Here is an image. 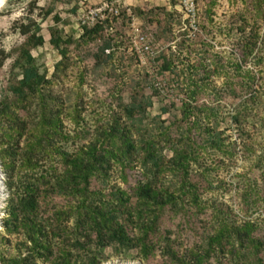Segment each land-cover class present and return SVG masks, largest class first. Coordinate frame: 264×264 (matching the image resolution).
Segmentation results:
<instances>
[{
	"label": "trees",
	"instance_id": "1",
	"mask_svg": "<svg viewBox=\"0 0 264 264\" xmlns=\"http://www.w3.org/2000/svg\"><path fill=\"white\" fill-rule=\"evenodd\" d=\"M58 1L45 9V17ZM252 4L263 17L264 0ZM241 18L229 55L215 50L208 25L195 38L182 33L177 52L164 55L160 67L178 78L180 116L166 121L157 115L150 122L154 101L143 81L128 86L119 73L105 72L116 59L114 36L104 34L108 20L83 25L78 38L51 28L50 43L61 55L52 79L32 52L46 42L41 24L33 19L20 24L22 41L0 57V71L12 60L11 78L0 82V159L10 191L0 237L17 250L1 252L2 264H101L110 246L117 252L137 250L145 264H264V153L244 173L253 178L234 196L235 207L205 197L218 188L213 171L239 151L257 152L246 123L264 93L259 83L264 67L260 73L250 68L264 65V35L257 19ZM53 19L62 21L58 13ZM93 45L88 54L93 69L116 79L110 94L117 109L94 133L86 127L66 130L65 118L75 127L84 120L82 93L66 105L53 86L73 61L87 57L81 52L73 57L71 48ZM88 70L80 73L81 82ZM214 76L224 78L221 85ZM172 106L177 105L163 112ZM227 107L235 137L220 129V113ZM84 137L89 142L74 151L63 145ZM214 151L217 157L209 161ZM114 171L125 188L112 184ZM256 213L263 218L251 219Z\"/></svg>",
	"mask_w": 264,
	"mask_h": 264
},
{
	"label": "rangeland",
	"instance_id": "2",
	"mask_svg": "<svg viewBox=\"0 0 264 264\" xmlns=\"http://www.w3.org/2000/svg\"><path fill=\"white\" fill-rule=\"evenodd\" d=\"M184 0H60L54 4L52 15L45 17V9L53 5V0H8L0 8V57L2 53H12L20 42L22 35L19 26L22 22H28L30 19L36 20L41 24L42 34L46 42L43 46L35 48L32 52L35 57L36 65L42 72H47L50 79L54 78L55 65L61 60L59 51L50 43L51 28L59 27L64 36H74L78 38L83 32V25L93 26L98 21L108 20L105 24L104 34L114 36L113 50L116 53V59L107 66L106 73H119L122 80L128 81V86L134 85V79L143 81L147 94L153 96L154 106L148 112L147 121H151L157 115L162 119L169 121L175 114L180 116L179 107L181 106L182 92L179 90L177 77L166 72L161 73L160 67L163 63V56L177 52V42L181 40V35L189 31L190 35L203 34L202 26L208 25L212 31L208 36L215 45L216 51H221L224 55H229L234 41L240 35L237 27L242 23L241 16L244 15L253 23L257 19L260 26V34L264 35V15L257 14L254 10L253 0H194L196 5V17L198 27L192 29L189 22L188 11L183 5ZM210 12V14H209ZM60 14L62 21L55 24L53 15ZM213 20L210 21L209 18ZM141 37H144L143 39ZM146 45L150 46V52L144 51ZM96 45L84 46L80 50L71 48L73 57L81 52L82 56H87L83 61L72 62L65 76L55 80L53 86L55 92L62 96L66 105L75 102L79 93L82 99L79 107L84 120L79 127H75L69 118H65L66 130L74 129L82 131L86 127L91 133L100 124H107L111 121L117 109L116 101L112 100L111 90L115 85L114 77L101 75L103 71L93 69L94 60L88 56L89 52L94 50ZM9 59L2 71H0V82L5 83L12 76ZM264 64V63H263ZM264 65L259 66L255 63L250 65L255 73H260ZM85 68L89 69L81 82L78 78ZM19 69H16L18 71ZM123 75V76H122ZM259 75V74H258ZM218 85L223 82V77H215ZM259 83L264 82L259 79ZM159 91L158 94H155ZM129 89L123 96L125 101L129 100ZM172 106L168 113L163 112V107ZM73 105V104H72ZM232 108H225L220 113V129L225 130L227 134L236 135L235 125H232L228 113ZM169 122H167L168 124ZM247 133L252 138L255 154L246 156L244 151H239L236 158L227 165H223L216 171H213L215 179L214 191L207 193L205 197H215L219 200L234 205V196L241 193L242 186L246 184L249 178L244 177V173L250 167L255 165L257 155L264 153V93L261 99L250 111L248 118ZM89 142V138H76L75 141L63 145L69 150L74 151L78 146ZM171 156V150L164 151ZM218 154V153H217ZM216 152L210 153V160L216 159ZM1 163V159H0ZM2 187L3 195L0 198V236L4 232L3 219L6 216L7 205L9 202L10 191L7 187L8 175L4 172L2 163ZM264 170V167L261 171ZM115 172V171H114ZM113 175V174H112ZM112 184L119 183L122 187L127 184L122 183L120 177L115 172L111 177ZM166 182L172 184V178L167 177ZM251 219H261L263 216L256 213ZM103 259L101 264H145L139 257L137 250H122L117 252L114 246L103 250ZM15 253L13 243L8 244L1 240L0 253ZM0 264H2L0 262Z\"/></svg>",
	"mask_w": 264,
	"mask_h": 264
},
{
	"label": "built area",
	"instance_id": "3",
	"mask_svg": "<svg viewBox=\"0 0 264 264\" xmlns=\"http://www.w3.org/2000/svg\"><path fill=\"white\" fill-rule=\"evenodd\" d=\"M183 5L186 8V10L188 11V15H189V22L191 24V26L193 27L192 29H196L198 27V21H197V17H196V5L194 0H184L183 1ZM142 39L144 37H141ZM147 51V53H149L150 51V46L146 45L144 47V51Z\"/></svg>",
	"mask_w": 264,
	"mask_h": 264
},
{
	"label": "bare ground",
	"instance_id": "4",
	"mask_svg": "<svg viewBox=\"0 0 264 264\" xmlns=\"http://www.w3.org/2000/svg\"><path fill=\"white\" fill-rule=\"evenodd\" d=\"M8 0H0V8L7 2ZM3 195V187H2V175L0 173V198Z\"/></svg>",
	"mask_w": 264,
	"mask_h": 264
},
{
	"label": "water",
	"instance_id": "5",
	"mask_svg": "<svg viewBox=\"0 0 264 264\" xmlns=\"http://www.w3.org/2000/svg\"><path fill=\"white\" fill-rule=\"evenodd\" d=\"M0 173L3 176L2 169H1V163H0ZM3 181V180H2Z\"/></svg>",
	"mask_w": 264,
	"mask_h": 264
}]
</instances>
